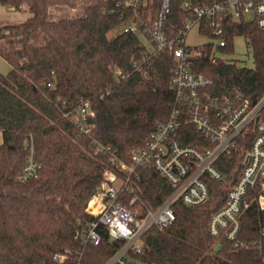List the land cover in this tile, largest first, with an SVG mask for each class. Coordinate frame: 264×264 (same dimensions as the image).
<instances>
[{
	"label": "trees",
	"instance_id": "16d2710c",
	"mask_svg": "<svg viewBox=\"0 0 264 264\" xmlns=\"http://www.w3.org/2000/svg\"><path fill=\"white\" fill-rule=\"evenodd\" d=\"M60 1V0H59ZM162 0H154L157 11ZM211 4L224 0H169L166 25L181 24L183 3ZM54 0H0V5L27 10L19 23L0 25V55L9 63L0 74V264H102L114 245L107 234L96 245L83 243L80 232L96 219L86 212L106 170L115 169L110 155L96 145H110L124 162L144 144L154 125L167 117L173 57L155 55L138 35L117 31L125 8L115 0H90L78 14L48 18ZM28 29L44 42H31ZM203 29V28H202ZM212 35L210 29L204 30ZM226 45L243 37L253 53L252 67L235 61L211 60V41L198 46L194 69L212 79V90L237 88L244 94L264 93V29L248 21H224ZM94 111V126L82 133L71 115L81 102ZM184 142L194 143L196 131ZM30 144L38 163L35 176L21 179ZM248 142H238L216 166L226 183L210 181L208 200L196 207L175 202V218L167 227H150L141 237L138 257L150 264H264V212L251 205L242 215L239 238L255 245L235 248L208 231L211 214L225 200L226 189L240 170ZM131 184L151 208L170 194L168 182L150 167L136 168ZM131 193L120 200L128 204ZM96 227H105L97 223ZM218 246V248H216ZM68 250L66 259L56 253ZM80 257L79 262L77 259Z\"/></svg>",
	"mask_w": 264,
	"mask_h": 264
},
{
	"label": "built area",
	"instance_id": "2783aa9c",
	"mask_svg": "<svg viewBox=\"0 0 264 264\" xmlns=\"http://www.w3.org/2000/svg\"><path fill=\"white\" fill-rule=\"evenodd\" d=\"M115 2L125 8L119 14V32L138 35L150 55L162 51L172 54L169 87L173 97L167 117L154 125L141 147L131 150L128 163L110 145L95 146L96 152L110 155L115 169L104 172L102 183L87 203L86 212L96 219L82 228V242L96 245L104 231L114 249L102 264H150L138 257L144 232L152 226L171 224L175 202L188 207L205 203L210 195V181L226 183V176L216 166L218 158L230 154L238 142L247 141L238 175L227 187L224 203L211 214L208 231L213 238H224L235 248L255 245L253 240L240 239L239 232L242 215L251 205L264 212V93L250 96L231 88L219 94L210 89L212 79L193 65L202 53L198 49L202 43L189 46L185 39L188 30L196 25L200 33L211 39L209 58L227 60L217 50L226 45L222 36L224 21H248L264 29V0H224L201 5L185 1L181 24L175 30L165 23L169 0H162L157 11H153L154 0ZM206 28L211 36L202 31ZM93 116V108L85 101L71 119L82 133H89L94 126ZM188 126L196 131L195 144L184 142L192 135ZM138 167L154 169L170 185V194L156 208L149 207L131 184L132 179L139 177ZM37 168L30 144L21 179L35 176ZM126 192L131 193L128 204L120 200ZM97 223L105 227L98 228ZM261 230L264 233V228ZM67 253L68 250L56 253L54 257L62 261Z\"/></svg>",
	"mask_w": 264,
	"mask_h": 264
},
{
	"label": "rangeland",
	"instance_id": "374dc122",
	"mask_svg": "<svg viewBox=\"0 0 264 264\" xmlns=\"http://www.w3.org/2000/svg\"><path fill=\"white\" fill-rule=\"evenodd\" d=\"M90 0H54L49 5L48 18L55 19L62 16H71L78 14L77 10L81 9L83 5L88 4ZM27 10H16L11 7H5L0 5V25L19 23L25 20L29 16ZM119 29V28H118ZM118 29L113 30L110 34H114ZM28 33L31 35V42H44V39L40 33H36L31 29H28ZM211 39L200 33L196 25L192 26L186 35V44L189 46H195ZM228 59L236 62L237 65L252 67L254 64L253 53L246 40L241 37H235L233 39V52L231 54H224ZM10 69L9 63L0 55V74H6Z\"/></svg>",
	"mask_w": 264,
	"mask_h": 264
},
{
	"label": "water",
	"instance_id": "95a60500",
	"mask_svg": "<svg viewBox=\"0 0 264 264\" xmlns=\"http://www.w3.org/2000/svg\"><path fill=\"white\" fill-rule=\"evenodd\" d=\"M216 248H218V246H216Z\"/></svg>",
	"mask_w": 264,
	"mask_h": 264
},
{
	"label": "bare ground",
	"instance_id": "6f19581e",
	"mask_svg": "<svg viewBox=\"0 0 264 264\" xmlns=\"http://www.w3.org/2000/svg\"><path fill=\"white\" fill-rule=\"evenodd\" d=\"M91 205V204H90Z\"/></svg>",
	"mask_w": 264,
	"mask_h": 264
}]
</instances>
